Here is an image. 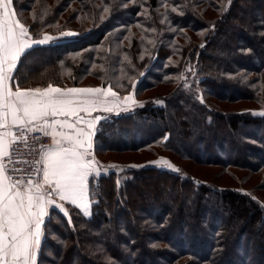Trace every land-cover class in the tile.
I'll return each instance as SVG.
<instances>
[{
	"label": "trees",
	"instance_id": "trees-1",
	"mask_svg": "<svg viewBox=\"0 0 264 264\" xmlns=\"http://www.w3.org/2000/svg\"><path fill=\"white\" fill-rule=\"evenodd\" d=\"M227 2L13 0L34 38L81 33L30 50L19 86H112L124 96L135 80L138 104L103 116L94 154L150 155L131 162L145 167L110 160L124 170L90 177V217L66 205L69 225L53 212L39 264H264V201L255 193L264 189V116L253 115L264 110V0H232L222 11ZM158 157L180 171L149 163ZM180 160L218 167L230 183L204 181ZM255 175L261 181L247 187Z\"/></svg>",
	"mask_w": 264,
	"mask_h": 264
},
{
	"label": "snow or ice",
	"instance_id": "snow-or-ice-1",
	"mask_svg": "<svg viewBox=\"0 0 264 264\" xmlns=\"http://www.w3.org/2000/svg\"><path fill=\"white\" fill-rule=\"evenodd\" d=\"M231 2L228 0L222 11H227ZM171 11L176 12L177 8L172 7ZM109 12L110 8L104 6L99 17L101 22L107 19L105 14ZM163 15L166 17V13ZM33 19L35 21V16ZM40 19L43 21L44 16ZM53 27L59 28V25ZM80 35L64 30L58 35L43 33L42 38L36 39L18 18L13 0H0V264H39V256L51 232L47 224L52 213L62 214L69 225L72 218L66 205L79 209L84 217H90L94 203L90 198V177H99L102 170L107 173L109 168L124 170L114 164L101 165L96 159L93 138L98 122L104 117L93 113L119 114L120 110L128 111L136 106L135 80L131 82L133 91L121 97L112 86L61 88L48 83L46 87L22 88L16 78L19 63L35 45L54 44ZM149 43L155 46L154 40ZM124 59L130 63L127 56ZM183 79L181 74L178 82ZM184 87H189L187 82ZM200 99L203 103V98ZM253 115L264 116V110L253 112ZM36 133L49 136L51 143L30 148V137L32 144L39 140ZM167 139L168 136H164L163 140ZM17 145L36 153L31 172L9 167L15 163L13 152ZM22 162L28 163L27 160ZM149 163L180 171L164 157ZM9 172L22 174L16 176ZM51 239L57 244H65L57 235H52Z\"/></svg>",
	"mask_w": 264,
	"mask_h": 264
},
{
	"label": "rangeland",
	"instance_id": "rangeland-1",
	"mask_svg": "<svg viewBox=\"0 0 264 264\" xmlns=\"http://www.w3.org/2000/svg\"><path fill=\"white\" fill-rule=\"evenodd\" d=\"M39 38H42V36L39 37ZM39 38H36V39H39ZM74 38L75 37H73V38H65V39H62L60 41L64 42L66 40H70V39H74ZM46 45H48V44H46ZM36 46H42V45H35L34 47H36ZM95 87H93V88H95ZM98 87H101V86H98ZM108 87L109 86L102 87V88H108ZM77 88H85V87H77ZM113 91H115V90L113 89ZM154 92H155V90H151L148 94H153ZM127 94H124V96L127 95ZM222 106L224 108H226V109L228 108V109H231V110H237V109H240V108L249 107L251 105L249 104L247 106H243V105L239 106V105H237V103H234V104H230V103L225 104L224 103V104H222ZM119 112H125V111L124 110H120ZM107 114H112V112L106 113V112H103V111H98L97 113H93V115H100L102 117L107 115ZM95 157H96V159L98 161H100L101 165L107 166V165H113L114 161H122V162H130V163L131 162H133V163L134 162H136V163L137 162H144L146 159L150 158V155H147L146 153H133V152L131 153L130 152V153H127V154H123V153H121V154L120 153L119 154H110L109 153V154L101 155L100 158L97 155H95ZM158 158H160V157H158ZM158 158L153 159L151 161L157 160ZM110 160H114V161L111 162ZM180 161H178V162L180 164H182L187 171H189L192 175H196L198 178H200V179H202L204 181L216 182L218 184H222V183H224V181H228V178H227L226 174H223V175L220 176L221 173H219L220 169L218 167L199 165L197 163H192L190 161H182V160H180ZM133 163H131L130 165H135ZM151 165L156 166L154 164H151ZM156 167H159V168H162V169H166V170H170V169H168L166 167H160V166H156ZM111 170H117V169L109 168L107 170V173L110 172ZM101 174H106V173L102 170ZM240 175H241V173H240ZM260 181H261V176H259V175L252 176L250 181H249V183H247L246 186L250 187V186H252L255 183L256 184L259 183ZM255 193L262 199V201H264V189L263 190H257ZM261 242H262L261 244L264 245V240H262Z\"/></svg>",
	"mask_w": 264,
	"mask_h": 264
},
{
	"label": "built area",
	"instance_id": "built-area-1",
	"mask_svg": "<svg viewBox=\"0 0 264 264\" xmlns=\"http://www.w3.org/2000/svg\"><path fill=\"white\" fill-rule=\"evenodd\" d=\"M36 136L39 137V140L36 144L31 143V137L29 140L30 148H36L39 144L48 145L51 143V138L49 136H43L40 133H36ZM36 159V153L30 152L29 150L25 149L22 145H17L16 150L13 152V161H15L14 164L9 165V167H15L18 169H23L25 173L32 171V161ZM27 160L28 163H23L22 161ZM11 175L19 176L22 173H11Z\"/></svg>",
	"mask_w": 264,
	"mask_h": 264
},
{
	"label": "crops",
	"instance_id": "crops-1",
	"mask_svg": "<svg viewBox=\"0 0 264 264\" xmlns=\"http://www.w3.org/2000/svg\"><path fill=\"white\" fill-rule=\"evenodd\" d=\"M122 97V96H121ZM113 113V112H112ZM114 113H116V112H114Z\"/></svg>",
	"mask_w": 264,
	"mask_h": 264
}]
</instances>
